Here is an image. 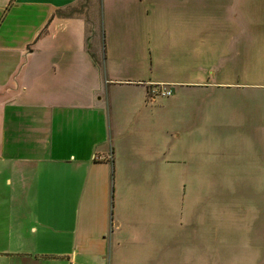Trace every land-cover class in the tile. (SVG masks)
<instances>
[{"label": "crops", "instance_id": "crops-1", "mask_svg": "<svg viewBox=\"0 0 264 264\" xmlns=\"http://www.w3.org/2000/svg\"><path fill=\"white\" fill-rule=\"evenodd\" d=\"M92 3L0 0V64L20 52L0 85V264H161L160 228L131 223L156 216L144 195L157 202L174 162L167 122L151 129L145 111L162 87L190 81L103 67ZM215 8L219 44L245 46L252 32L264 42V0Z\"/></svg>", "mask_w": 264, "mask_h": 264}, {"label": "rangeland", "instance_id": "rangeland-1", "mask_svg": "<svg viewBox=\"0 0 264 264\" xmlns=\"http://www.w3.org/2000/svg\"><path fill=\"white\" fill-rule=\"evenodd\" d=\"M92 2L99 35L90 43L103 67L121 78L194 82L168 85L145 111L151 129L167 122L174 162L164 166L157 202L144 195L141 207L156 216L131 223L160 228L161 264H264V42L251 38L259 34H247L245 46L219 44L216 0ZM19 53L0 64V85Z\"/></svg>", "mask_w": 264, "mask_h": 264}, {"label": "built area", "instance_id": "built-area-1", "mask_svg": "<svg viewBox=\"0 0 264 264\" xmlns=\"http://www.w3.org/2000/svg\"><path fill=\"white\" fill-rule=\"evenodd\" d=\"M169 92H170V89H165L163 87L159 90L160 95H168Z\"/></svg>", "mask_w": 264, "mask_h": 264}]
</instances>
